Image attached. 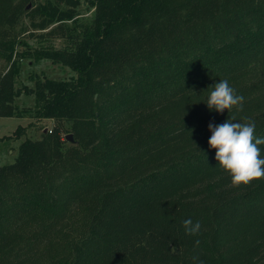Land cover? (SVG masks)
<instances>
[{"label":"trees","instance_id":"trees-1","mask_svg":"<svg viewBox=\"0 0 264 264\" xmlns=\"http://www.w3.org/2000/svg\"><path fill=\"white\" fill-rule=\"evenodd\" d=\"M27 1L63 39L34 56L68 77L14 85ZM87 1L83 22L77 0H0V115L51 118L0 164V264H264V180L232 186L207 143L231 117L264 137V0ZM222 79L242 110L205 104Z\"/></svg>","mask_w":264,"mask_h":264},{"label":"rangeland","instance_id":"rangeland-1","mask_svg":"<svg viewBox=\"0 0 264 264\" xmlns=\"http://www.w3.org/2000/svg\"><path fill=\"white\" fill-rule=\"evenodd\" d=\"M26 5L28 15H22L14 24L16 35L26 42V45H16L10 55V59H13L18 67L14 85L20 86L21 84H26L32 86L33 79L42 75L53 78L68 77L72 74V71L68 67L58 62L53 63L47 57L34 56L32 52L33 48L47 44L53 47H59L62 45L63 39L56 32L54 34L45 33L52 24L40 28L38 23L41 16L34 9L35 3L27 1ZM75 10L77 11L75 16L84 22L88 20L92 12V7L87 0H77ZM40 33L41 35H38ZM18 54L24 56L20 58ZM10 59L0 56V73L7 69ZM13 103L18 107L31 106L33 104V95L30 93H20L14 98ZM50 122L51 118L37 120L27 116L15 117L0 115V164L12 161L18 143L24 137H37L41 129L45 126H50ZM17 124L22 126L23 129L20 132L22 134L18 138H14L13 130ZM7 135L10 137H5Z\"/></svg>","mask_w":264,"mask_h":264},{"label":"clouds","instance_id":"clouds-1","mask_svg":"<svg viewBox=\"0 0 264 264\" xmlns=\"http://www.w3.org/2000/svg\"><path fill=\"white\" fill-rule=\"evenodd\" d=\"M211 88L205 102L210 110L215 109L218 113L233 108L242 110L244 98L236 94L227 79L219 80ZM208 129L211 132L208 146L215 149V160L231 177L232 186H247L264 180V154L259 147L264 145V137H257L254 122H236V118L231 117L222 124L210 123ZM183 227L186 234L197 235L201 225L199 221L193 223L191 219H185Z\"/></svg>","mask_w":264,"mask_h":264},{"label":"water","instance_id":"water-1","mask_svg":"<svg viewBox=\"0 0 264 264\" xmlns=\"http://www.w3.org/2000/svg\"><path fill=\"white\" fill-rule=\"evenodd\" d=\"M65 137H66L68 140H71V139H72V137H71V134H70V133H67V134H65Z\"/></svg>","mask_w":264,"mask_h":264}]
</instances>
